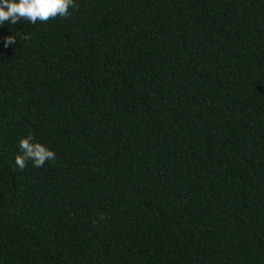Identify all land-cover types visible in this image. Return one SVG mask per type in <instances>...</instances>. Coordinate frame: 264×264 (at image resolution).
<instances>
[{
  "label": "trees",
  "instance_id": "trees-1",
  "mask_svg": "<svg viewBox=\"0 0 264 264\" xmlns=\"http://www.w3.org/2000/svg\"><path fill=\"white\" fill-rule=\"evenodd\" d=\"M69 13L0 27V264H264V0Z\"/></svg>",
  "mask_w": 264,
  "mask_h": 264
},
{
  "label": "clouds",
  "instance_id": "clouds-1",
  "mask_svg": "<svg viewBox=\"0 0 264 264\" xmlns=\"http://www.w3.org/2000/svg\"><path fill=\"white\" fill-rule=\"evenodd\" d=\"M74 7L75 0H0V27L5 24L16 25L22 20L36 24L37 21L64 18L70 14L69 9ZM16 40L12 35L4 37V47L14 44ZM18 148L15 164L21 171L28 161L32 162L33 167L42 168L46 162L55 160V153L46 145L36 142L31 134L20 139Z\"/></svg>",
  "mask_w": 264,
  "mask_h": 264
}]
</instances>
